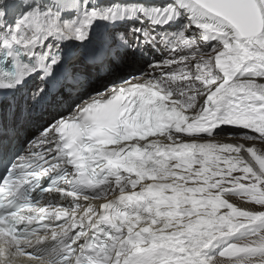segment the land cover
<instances>
[{"label": "snow or ice", "instance_id": "obj_1", "mask_svg": "<svg viewBox=\"0 0 264 264\" xmlns=\"http://www.w3.org/2000/svg\"><path fill=\"white\" fill-rule=\"evenodd\" d=\"M0 93V264H264V0H0Z\"/></svg>", "mask_w": 264, "mask_h": 264}, {"label": "bare ground", "instance_id": "obj_2", "mask_svg": "<svg viewBox=\"0 0 264 264\" xmlns=\"http://www.w3.org/2000/svg\"><path fill=\"white\" fill-rule=\"evenodd\" d=\"M157 58H159V56H157ZM141 67H143V61L133 60L132 58L129 57L119 65V68L116 71H117V74L126 75L129 71L135 73L136 70ZM100 75L104 76L106 75V73H100ZM16 99L17 100L20 99V94H17ZM6 105H7V102L5 101L2 103L0 107L6 106ZM22 118L27 121L28 128L34 130L46 118H48V114L47 113L41 114L39 111H32V112L25 114ZM227 142L244 143L243 140H229ZM257 147L258 148L260 147L259 143H257ZM99 202L100 201H98L97 203Z\"/></svg>", "mask_w": 264, "mask_h": 264}, {"label": "rangeland", "instance_id": "obj_3", "mask_svg": "<svg viewBox=\"0 0 264 264\" xmlns=\"http://www.w3.org/2000/svg\"><path fill=\"white\" fill-rule=\"evenodd\" d=\"M243 203V202H242Z\"/></svg>", "mask_w": 264, "mask_h": 264}]
</instances>
